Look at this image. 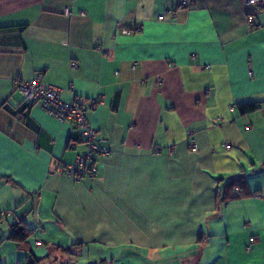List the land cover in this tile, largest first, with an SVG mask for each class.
<instances>
[{"label": "crops", "instance_id": "0c3cea01", "mask_svg": "<svg viewBox=\"0 0 264 264\" xmlns=\"http://www.w3.org/2000/svg\"><path fill=\"white\" fill-rule=\"evenodd\" d=\"M179 1L0 0V232L33 230L4 264H264V0L252 29L245 0ZM35 78L89 105L94 179L56 171L82 146L23 103Z\"/></svg>", "mask_w": 264, "mask_h": 264}, {"label": "built area", "instance_id": "2783aa9c", "mask_svg": "<svg viewBox=\"0 0 264 264\" xmlns=\"http://www.w3.org/2000/svg\"><path fill=\"white\" fill-rule=\"evenodd\" d=\"M180 5L186 3L185 0H180ZM246 5L253 8L247 16V26L252 29L256 26L254 15L259 11V0H245ZM62 13L69 15L70 10L64 8ZM164 15L158 16V20H163ZM143 25L138 23L133 27L121 28V34L138 33L142 30ZM102 54H106L105 49L97 48ZM157 83L161 84V80L157 79ZM14 87L20 94L23 103L26 106L38 105L51 116L59 120L60 122L68 123L75 127L78 132V139H71L70 146L76 148L82 146L75 154L73 162L62 167H58L56 171L71 179L74 182H81L83 180H92L97 175L95 167V159L98 156H107L110 154V143L105 137L98 135L97 130L92 128L86 121V113L89 105L84 102L72 101L65 102L60 99L59 88L52 85L42 84L38 78L30 81H14ZM91 104H95L91 102ZM21 119V116H19ZM230 145H224L225 148H229ZM188 148L191 152L197 151V143L193 135H188ZM167 150L168 153L172 152V146L162 147L157 146L154 150L155 153H162ZM39 194V191L36 192ZM255 197H259L255 194ZM251 241V239H250ZM36 245H40V241H35ZM14 264H19L15 262Z\"/></svg>", "mask_w": 264, "mask_h": 264}, {"label": "trees", "instance_id": "16d2710c", "mask_svg": "<svg viewBox=\"0 0 264 264\" xmlns=\"http://www.w3.org/2000/svg\"><path fill=\"white\" fill-rule=\"evenodd\" d=\"M259 107H260V103L258 102H246V103L238 104L237 109L240 113H246L249 111H253ZM4 221H5V213H0V224ZM32 233H33L32 229H27V227L24 226L22 222H18L11 224V226L9 227L8 235L6 236L5 239L11 241L23 242ZM5 239L0 237V243Z\"/></svg>", "mask_w": 264, "mask_h": 264}, {"label": "water", "instance_id": "95a60500", "mask_svg": "<svg viewBox=\"0 0 264 264\" xmlns=\"http://www.w3.org/2000/svg\"><path fill=\"white\" fill-rule=\"evenodd\" d=\"M0 264H4V258L3 257L0 258Z\"/></svg>", "mask_w": 264, "mask_h": 264}, {"label": "rangeland", "instance_id": "374dc122", "mask_svg": "<svg viewBox=\"0 0 264 264\" xmlns=\"http://www.w3.org/2000/svg\"><path fill=\"white\" fill-rule=\"evenodd\" d=\"M3 232H4V231H1V232H0V237H1V238L4 237V233H3Z\"/></svg>", "mask_w": 264, "mask_h": 264}]
</instances>
